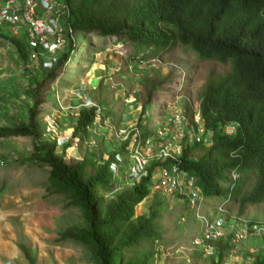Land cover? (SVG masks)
Returning <instances> with one entry per match:
<instances>
[{
  "label": "rangeland",
  "instance_id": "1",
  "mask_svg": "<svg viewBox=\"0 0 264 264\" xmlns=\"http://www.w3.org/2000/svg\"><path fill=\"white\" fill-rule=\"evenodd\" d=\"M20 37L21 45L11 38H0V264H30L23 247L30 250L37 264H101L92 237V218L101 225L100 235L114 249L123 244L133 222L153 213L151 223L158 237H142L132 245L131 255L123 252V264H140L147 256H151V264H216L218 253L206 255L195 247L193 239L204 229L208 210L222 207L227 217L238 215L229 182L222 184L228 197L223 194L218 199L209 198L199 211L191 209L180 195L154 189L143 201L133 203L132 217L128 218L127 210L136 200L132 196L143 177L160 161L157 156L150 157L143 166L146 147L141 139L151 138L156 154L175 130L183 134L177 139L182 146L187 132L194 131L193 115L199 110L206 83L210 78L227 75L230 65L203 61L183 45L135 54L118 40L102 45L75 34V47L62 66V75L38 89V97L50 103L32 119L36 97L28 90L32 82L42 78L50 55L42 52L34 58L29 43L23 35ZM69 50L66 41L59 53ZM154 77L160 81L170 79L171 83L143 109L138 95L144 82ZM84 107L97 109L96 122L74 138V146L63 154L62 148L72 138ZM186 108L190 114L184 113ZM186 114L192 116L187 127L181 121L189 118ZM34 125L42 133L41 138L20 131H32ZM136 136L139 140L132 142ZM54 141L57 154L64 155L67 163L78 164L90 158L93 172L105 170L117 178L112 190L92 197L94 208L77 200L74 188L53 182L50 169L32 159L43 154L38 147ZM124 146L129 154H117L108 169L111 154ZM160 168H155L156 175ZM229 176L236 180L240 174ZM255 180L253 177L248 181L246 188L252 187ZM123 202L126 204L122 207ZM110 214L114 216L108 220ZM241 218L264 222V203L247 207ZM225 256L222 264L256 262L264 257V239L248 235L232 243Z\"/></svg>",
  "mask_w": 264,
  "mask_h": 264
},
{
  "label": "trees",
  "instance_id": "2",
  "mask_svg": "<svg viewBox=\"0 0 264 264\" xmlns=\"http://www.w3.org/2000/svg\"><path fill=\"white\" fill-rule=\"evenodd\" d=\"M63 6L64 23L68 28L64 35L70 50L65 54L58 52L54 65L45 68L42 78L30 84L28 93L36 97L32 119L50 103L49 99L38 97V89L62 75V66L75 47V34H83L102 45L108 40H118L127 50L141 54L147 50L161 52L183 45L195 51L203 61H218L231 67L227 75L210 78L202 93L201 117L210 137L205 134L201 142L189 141L186 137L177 159L158 161L135 190L132 198L136 200L130 202L128 218L132 217L133 203H140L153 190L157 178L155 168L159 165L167 169L177 165L188 178L196 179L207 198H219L223 194L228 197L229 192L224 191L222 184L229 182L230 187L233 186L232 195L236 198L239 216L244 215L247 207L264 203V0H63ZM4 37L21 45L20 36L5 33ZM167 83L171 80L160 81L156 77L144 82L143 91L138 95L143 109L154 102ZM96 111L93 107L80 109L73 136L62 148L63 154L74 146V138L96 122ZM229 123L239 124L232 136L224 130ZM33 128L32 131L29 128L20 131L41 138L37 126ZM150 133L153 132L147 134ZM38 149L43 154L32 159L50 169L51 180L62 187L74 188L77 200L93 208L92 197L96 193H107L115 185L117 178H112L105 170L93 172L94 162L90 158L78 164L67 163L64 155L57 154L55 141L44 143ZM117 154L128 155L129 152L124 146L111 154L108 169ZM233 172L240 174L238 179H230ZM253 177L256 178L254 185L246 188ZM183 198L187 199L186 196ZM125 204L123 202L122 207ZM113 216L110 214L108 220ZM154 218L153 213L133 222L123 244L114 249H110L107 240L100 235L101 225L92 218V237L101 264H123V252L131 255L132 245L142 237L149 236L153 240L158 237L157 229L151 223ZM231 237L216 241L217 247L222 246L218 249L216 264L224 262ZM23 249L30 264H37L30 250ZM151 263V256L140 262ZM247 264H264V257Z\"/></svg>",
  "mask_w": 264,
  "mask_h": 264
},
{
  "label": "built area",
  "instance_id": "3",
  "mask_svg": "<svg viewBox=\"0 0 264 264\" xmlns=\"http://www.w3.org/2000/svg\"><path fill=\"white\" fill-rule=\"evenodd\" d=\"M65 6L63 0H0V38L3 34L11 36H25L29 46L32 48L36 58L42 52L50 55L46 68H50L57 61L55 57L62 47L66 44L65 31ZM69 31H72L69 29ZM196 130L191 133L192 140L197 142L202 140L205 129L199 114L194 115ZM181 121L188 122L187 118ZM227 134H233L236 125L230 124L226 127ZM171 131V130H170ZM165 133H169L164 130ZM163 132V133H164ZM160 132L159 135H161ZM159 151H154L152 139L146 137L141 139L146 147L143 153V166L147 164L150 157L157 156L158 160L164 162L168 159H177L181 153L182 146L177 143L178 138L183 134L173 130ZM136 136L132 141H138ZM153 189L156 191L165 190L171 195L186 196L191 209L200 210L205 195L203 189L198 185L195 178H188L184 171H181L177 165L171 169L161 167L156 181L153 183ZM222 212V208H219ZM232 235V243H236L250 236L264 235V225L254 224L249 226L241 220H226L221 214H215L209 211L205 217V226L202 233L193 239L195 247L201 249L208 256H215L217 253L216 241L226 239ZM253 253V252H252Z\"/></svg>",
  "mask_w": 264,
  "mask_h": 264
},
{
  "label": "clouds",
  "instance_id": "4",
  "mask_svg": "<svg viewBox=\"0 0 264 264\" xmlns=\"http://www.w3.org/2000/svg\"><path fill=\"white\" fill-rule=\"evenodd\" d=\"M184 113H189L190 114V110H188L187 108H186V110L184 111ZM189 114H186L189 118L187 119L188 120V122L189 123H185L184 122V125L187 127V124L189 125L190 124V118L192 117V116H190ZM196 114H199L200 115V117H201V110H200V107H199V110L196 112ZM196 114H194V115H196ZM194 115H193V121H194V125H193V127H194V130H196V123H195V120H194ZM201 120H202V117H201ZM202 123H203V126H204V129H205V133L203 134V136H202V139H203V137L205 136V134L207 135V137L209 138L210 137V134L209 133H207V130H206V128H205V124H204V122H203V120H202ZM230 124H233V125H236V130H235V132L233 133V134H227L226 133V127L228 126V125H230ZM238 126H239V124H236V123H229V124H227L225 127H224V130H225V133L227 134V135H229V136H232V135H234L235 133H236V131H237V128H238ZM187 130H188V128H187ZM193 133V132H192ZM191 133L190 132H187V137L189 138V141H195V140H192V138H191ZM182 139V138H181ZM202 141V140H201ZM201 141H199V142H201ZM182 150V149H181ZM181 154V153H180ZM180 156V155H179ZM178 156V157H179ZM159 172V171H158ZM157 175H158V173H157ZM157 177V176H156ZM238 179V178H237ZM205 195V194H204ZM211 199V198H210ZM209 198H207L206 196H205V200H204V202H203V204H202V206H201V208L202 207H204L205 205H207L208 204V201L210 200ZM218 199V198H217ZM263 204V203H262ZM261 205V204H260ZM200 208V209H201ZM219 208H222V207H215L213 210H208V212H207V215H208V213H209V211H214V213L215 214H221V215H223L225 218H226V220H234V219H236L237 218V220H241V221H243V222H245V223H247L249 226H251V225H254V224H260V225H264V222H262V221H258V220H255V221H246V220H243V218H241V216H239V215H236V216H232L233 218L231 219V218H229V217H227L224 213H225V211H224V209L222 208V212H219ZM205 224V223H204ZM205 226V225H204ZM202 233V232H201ZM200 233V234H201ZM199 234V235H200ZM252 237H255V238H260V239H263L264 238V235H261V236H252ZM247 238V237H246ZM226 239H228V237L226 238ZM245 240V239H244ZM230 242H231V244H232V237H231V239H230ZM216 247H217V245H216ZM217 250H218V247H217ZM217 253H218V251H217ZM216 253V254H217ZM252 253V252H251ZM252 254H254V253H252Z\"/></svg>",
  "mask_w": 264,
  "mask_h": 264
}]
</instances>
